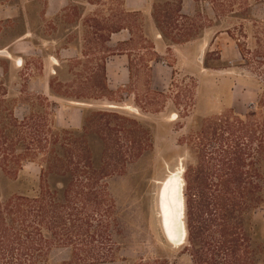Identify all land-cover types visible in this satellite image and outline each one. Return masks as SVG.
Returning <instances> with one entry per match:
<instances>
[{
	"label": "rangeland",
	"instance_id": "obj_1",
	"mask_svg": "<svg viewBox=\"0 0 264 264\" xmlns=\"http://www.w3.org/2000/svg\"><path fill=\"white\" fill-rule=\"evenodd\" d=\"M124 1L137 14L123 18L134 35L124 47L131 55L130 80L107 101L86 98L99 84L94 77L100 59L109 55L103 50L126 36L112 35L106 45L99 38L113 24L110 8L117 0H0L9 8L0 16L5 99L24 100L16 104L18 120L28 116L30 106L35 110L31 145L43 143L51 122L57 137L50 154L54 172L42 177L34 164L15 179L0 172V199L32 200L47 190L50 200L67 207L56 209L82 231L62 245L59 232L47 224L45 234L54 243L46 251L47 264L68 262L72 249L76 264H209L210 256L200 261L198 245L172 247L164 240L157 193L180 167L184 173L201 167L209 169L207 195L213 194L221 151L248 139L218 119L230 111L240 117L264 111V0H181L187 19L179 24L196 35L180 44L165 40L151 17L156 6L158 15L173 17L175 0ZM50 82L58 95L49 90ZM73 107L80 109L76 122L66 125ZM249 162L246 158L242 179L264 183V158L259 172ZM65 169L75 173L64 174ZM261 195L264 199V187ZM216 211L211 206L204 214L189 211L193 231L206 221L208 242L220 224ZM230 217L244 241L234 257L220 254L216 264H264V205L233 209Z\"/></svg>",
	"mask_w": 264,
	"mask_h": 264
},
{
	"label": "trees",
	"instance_id": "obj_2",
	"mask_svg": "<svg viewBox=\"0 0 264 264\" xmlns=\"http://www.w3.org/2000/svg\"><path fill=\"white\" fill-rule=\"evenodd\" d=\"M117 1L119 3H112L110 8V15L114 18L113 24L107 35H101L99 38L106 45L112 35L127 31L129 33L128 41L118 42L112 49L105 47L103 52L109 54L107 55L108 58L125 54L130 62V50L124 49V47L131 45L134 35L132 29L125 25L123 18L137 14L126 9L124 0ZM175 6L173 17L158 15L157 6L153 8L151 17L157 31L165 40L173 44H180L193 39L196 30L184 28L179 24V20L187 18L182 15L181 0H175ZM150 49L155 50L154 44H151ZM108 58L100 59L97 68L98 74L94 77V80L98 78L99 84L92 87V93L86 99L111 101L109 97L116 91H120V89L111 91L107 87L105 62ZM2 74H5L4 69H2ZM49 90L54 95H58L54 92L51 82ZM7 95L4 84L0 82V172L15 179L27 165L34 164L39 167L40 175L45 177L57 168V165L50 161L51 146L57 138L52 132L54 122H51V125L44 131L43 143L36 141L34 146L31 145L29 136L33 125L32 120L36 114L35 110L30 106L28 116L18 120L14 114L16 104L24 103V100L11 102L5 99ZM58 97L72 99V97L64 95ZM74 99L78 101L81 98L75 96ZM44 101L48 103L47 97L44 98ZM50 117L54 116L50 115ZM218 120L220 122L223 120L228 131L235 130L248 139L245 140L246 143H239L242 142L239 139L233 147L227 146L221 151L222 159L218 161L220 175H217V179L211 184L214 190L213 194L207 195L210 185L205 175L209 169L200 167V170L193 173L187 169L184 173V199L188 208L186 215L187 247L191 249L194 245H198L201 252L200 261L202 260L204 263L207 256H210L209 264H216L215 259L220 254L229 258L234 257L241 246L240 243L244 241V235L241 233L239 224L235 218L230 217L233 214V209H256L264 205V199L261 195L264 183H261V180L254 182L242 179L245 173L241 170L246 164V158H251L253 162H249V164L254 165L256 172H259V163L264 158V111L258 110L244 117L233 115L230 111V115L222 116ZM62 133H67V131H62ZM252 146L254 149L250 150ZM88 165L90 166V164ZM200 166L205 167V162L202 161ZM63 173L73 174L75 169L69 171L65 169ZM50 195L53 193L50 194L49 191L45 190L44 192L41 191L37 199L32 200L23 196L0 199V264H47L46 251L54 244L45 234V230L48 229L47 224L59 232L61 237L58 239L61 242L59 244H70L72 237L80 235L82 230L73 223L74 221L64 218L56 209L67 207L58 206L55 201H52L53 199L50 200ZM210 206L217 209L216 220L220 222L215 231L214 240L216 239V241L213 242L214 240L211 239L209 241L211 243L206 241L204 237L207 228L206 221H202L199 229L193 231L189 212L195 208L201 209L202 214H204L203 210L210 208ZM227 209L232 210L228 211ZM66 216L71 217L73 213L66 214ZM65 219L68 221V225H66ZM212 243L216 244L215 247L211 246ZM69 246L71 247V245ZM74 257L75 251L72 249L70 260L62 264H76Z\"/></svg>",
	"mask_w": 264,
	"mask_h": 264
},
{
	"label": "bare ground",
	"instance_id": "obj_3",
	"mask_svg": "<svg viewBox=\"0 0 264 264\" xmlns=\"http://www.w3.org/2000/svg\"><path fill=\"white\" fill-rule=\"evenodd\" d=\"M127 109L131 108L127 107ZM182 171L183 167H180L177 172L173 173L162 182L156 198L159 227L164 240L172 247L185 246L187 238L184 221L185 200L183 195V186H185V184L183 180L184 172ZM171 205H173L174 219L171 222L165 220V224H163L162 221H164V219L160 209L169 210L171 209ZM166 235L171 239V243L167 241Z\"/></svg>",
	"mask_w": 264,
	"mask_h": 264
},
{
	"label": "crops",
	"instance_id": "obj_4",
	"mask_svg": "<svg viewBox=\"0 0 264 264\" xmlns=\"http://www.w3.org/2000/svg\"><path fill=\"white\" fill-rule=\"evenodd\" d=\"M7 11H9V8L5 9L3 8L2 5H0V16H3V14H6ZM121 34H126V36L122 38H118L113 44V46H115V44H117L118 42H126L129 40V33L127 31H122L118 34H115L114 36H120ZM105 77H106V84L109 90L116 91L120 89L121 87H124L125 84H127L130 80L128 57L125 54H122V55L112 56L108 59V61L106 60ZM113 86L114 88L112 89ZM78 111H80V109L76 107L72 108V114L69 115L67 119L64 121L66 125L76 122V114H77L76 112ZM81 121H82V117L78 119V123L81 124Z\"/></svg>",
	"mask_w": 264,
	"mask_h": 264
},
{
	"label": "water",
	"instance_id": "obj_5",
	"mask_svg": "<svg viewBox=\"0 0 264 264\" xmlns=\"http://www.w3.org/2000/svg\"><path fill=\"white\" fill-rule=\"evenodd\" d=\"M160 211H161V214L163 215V219H164V221H162L163 224H165V220L167 222H171L174 219L173 205H171V209H169V210H167V209H160ZM166 238H167V241L168 242H170V243L172 242L171 239H169V237H167V235H166Z\"/></svg>",
	"mask_w": 264,
	"mask_h": 264
}]
</instances>
